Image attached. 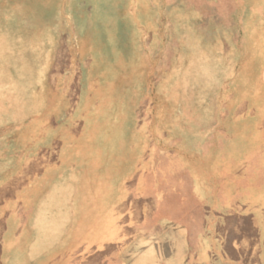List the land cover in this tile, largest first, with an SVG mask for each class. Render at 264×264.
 Segmentation results:
<instances>
[{
	"label": "crops",
	"instance_id": "0c3cea01",
	"mask_svg": "<svg viewBox=\"0 0 264 264\" xmlns=\"http://www.w3.org/2000/svg\"><path fill=\"white\" fill-rule=\"evenodd\" d=\"M217 1L231 5L228 17L244 6L238 16L247 18V36L241 47L228 38L227 59L215 52L209 68V51L225 47L204 35L207 8ZM171 3L0 0V127H7L9 113L6 81L35 80L43 88L51 67H78V103H94L73 110L83 136H59V106L46 117L42 91L9 113L26 122L23 137L10 139L21 140L19 152L0 151V162H18L17 168L1 175L29 180L4 200L1 264L85 263L93 250L107 256L127 233L134 241L141 228L149 243L134 263L264 264V0H185V31L198 33L207 51L196 75L211 80L207 91L226 90L227 104L186 107L178 163L157 153L150 123L125 128L123 109L103 105L105 85L118 73L113 67L155 58L151 51ZM112 113L121 114L107 117ZM99 120L113 121L112 133L94 130Z\"/></svg>",
	"mask_w": 264,
	"mask_h": 264
},
{
	"label": "rangeland",
	"instance_id": "374dc122",
	"mask_svg": "<svg viewBox=\"0 0 264 264\" xmlns=\"http://www.w3.org/2000/svg\"><path fill=\"white\" fill-rule=\"evenodd\" d=\"M184 5L185 0H172L171 16L165 19L166 24L161 25L159 28L160 31L157 32L156 45L154 50L151 51V55L155 57L154 59H151L150 62L142 66L129 64L122 67H113L117 68L118 73H114V76H111L114 79L106 83L107 97L103 100V105L112 107L115 112H121V109H123L125 128L131 129L137 127V129H140L143 125L150 123V128H152V133H154L153 136L157 140V148L161 149L157 153L162 155L166 151V153L172 155L173 161L177 163L184 148L181 137L186 107L199 106L202 101L206 106L227 104L226 90L224 92L222 88H219V90L207 91L206 86L208 83L212 85L211 80H206L207 77L201 80V77L196 75V65L204 61L202 59L203 54L207 53V51L199 47L197 42L198 33H190V30L188 32L185 31L184 18L181 17V11L185 9ZM243 7L238 8L236 16L233 15L232 17H228L232 7L225 1H217L214 7H208L210 16L204 19L205 25H207L204 33L208 38L206 41H214L218 37L219 47H223V45H226L225 43H227L228 38H232V40L235 38L237 47H241L247 36L245 32L247 25L245 21L247 18L238 16L243 11ZM188 19L190 21V18ZM258 21L259 18L252 19V26H257ZM193 22H195L194 19ZM191 27L195 31L194 25H191ZM228 28L230 29L228 30ZM209 52H211V55L207 59L205 58V62L208 63L209 68H211L210 64L218 57L216 53H219V57L223 59H227L228 56L226 46L219 50V52L215 50ZM63 56L65 57L63 61H66V52H64ZM41 68L46 69V67ZM50 72L54 74L53 78ZM58 74L61 75L60 81L55 80ZM65 74L66 78L62 76ZM78 75V67L60 65L49 68V74L43 83V88L36 84L35 80L33 82H21L19 85L15 82L6 81L8 92L5 91L4 94L7 101L6 105L9 107V113L15 111L16 109L14 108L19 107L24 109V107L30 105L32 103L30 99L35 90L38 97H42L40 93L42 91L46 117H49L48 112L51 110L56 112L55 109L59 106V114L55 115L57 118L56 123L59 126V136L61 138L83 136V125L72 119L74 117L73 110L77 104L88 106L94 103H78L80 90ZM226 84L223 83L222 86H226ZM230 85L232 86V83ZM38 101L40 102V99ZM9 113H7V120L5 121L7 125L3 124L7 127H0V151L3 152L6 149V154H8L9 150H11L10 153H18L19 149L22 148V145L19 143L21 140L10 142V139L12 136H15V138L23 137L20 133H22L21 128L26 122L25 116H19L15 119ZM120 114L112 113L108 114L107 117H118ZM81 116L84 117L87 114ZM102 116L105 118V114ZM95 124L92 128L97 131L101 129L103 131L102 136H108L109 132H111L109 130L114 127V122L111 120H99L98 125ZM44 135H46V131ZM47 136L51 137L53 135L52 133H48ZM165 136L171 141L169 145H165L163 142ZM17 163L0 162V264L5 225L4 200L14 196L17 188L29 180L24 175L16 179L2 176V169H8L10 166L12 169L17 168ZM10 180H12L11 185L5 189L4 183ZM48 189L45 191L48 192ZM146 222L145 219L142 223L145 224ZM129 223L132 225V221L129 220ZM245 228L248 227L246 226ZM210 232L211 230L209 229ZM144 233H146L145 228H141L140 237H136L134 241H130L131 234L127 233L123 241L118 243L116 247L108 249L107 256L100 255L99 251L95 252L93 250L91 259H86L85 263L83 258L79 259L77 264H138V262H134L137 261L138 255L144 253L142 251L149 243L148 234Z\"/></svg>",
	"mask_w": 264,
	"mask_h": 264
}]
</instances>
